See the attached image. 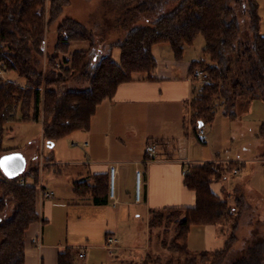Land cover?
Segmentation results:
<instances>
[{"label": "trees", "instance_id": "1", "mask_svg": "<svg viewBox=\"0 0 264 264\" xmlns=\"http://www.w3.org/2000/svg\"><path fill=\"white\" fill-rule=\"evenodd\" d=\"M110 1L127 10L137 0ZM67 2L0 0V70L15 71L26 79L25 84H19L0 77V156L7 151L3 138L8 121L41 120L42 135L49 145L73 131L87 129L97 106L111 99L119 84L132 80L135 73L151 77L157 65L152 48L159 43L169 44L175 57L181 59L185 46L192 45L198 35L204 38V57L192 59L189 66L191 74L200 69L207 75L190 100V121L195 134L200 122L203 125L214 120L220 106L224 115L236 117L253 99L264 101V34L257 0H180L151 23L130 28L122 39L114 42L120 49L119 61L110 53L104 54L90 74L89 49H76L69 60H58L60 53L69 52L74 41L94 43L92 33L82 22L65 17L58 25L55 50L49 55L44 71L40 57L44 53L46 23L53 22ZM138 7L141 8L138 4L132 8ZM244 14L249 18L246 30L242 29ZM85 75L89 80L86 87L69 86L71 80ZM257 137L264 139V121ZM237 166L234 162L191 163L183 174V182L194 192V204L149 210L151 226L163 218L175 221V233L166 248L185 255V264H210V259L217 262L236 240L234 232L245 201L239 195L232 205L211 185L226 171L234 172ZM23 177L32 179V184L22 183ZM37 179V168L8 177L0 165V264H24L26 230L39 217L38 190L33 184ZM73 185L77 194L89 188L94 203L110 200L108 173L94 174L91 181L84 178ZM8 198L13 199V207L5 214ZM231 216L235 218L233 231L212 256L209 250L194 252L189 248L192 225L217 227ZM73 261L70 249L58 255V264ZM261 261L264 264V257ZM144 264L153 262L145 260ZM231 264L254 262L240 257Z\"/></svg>", "mask_w": 264, "mask_h": 264}, {"label": "crops", "instance_id": "2", "mask_svg": "<svg viewBox=\"0 0 264 264\" xmlns=\"http://www.w3.org/2000/svg\"><path fill=\"white\" fill-rule=\"evenodd\" d=\"M169 47L166 43L155 44L152 51L157 65L151 77L146 74L136 76L135 73L132 80L119 84L114 96L97 106L90 126L70 133H74L69 140L70 152L65 155L61 151L57 156V150H54L47 157L43 152L46 160L41 161L38 179L33 183L38 187L36 205L39 217L26 230L24 264H58L59 253L67 249L74 253L73 264L75 258L80 259L78 264H129L131 260L125 258L128 254L124 251L133 249V245L123 242L122 234L128 223L140 216L139 210L148 218L150 209L194 204V192L183 182L182 170L186 165L205 161H247L240 156L230 159L218 156L211 150L215 146L214 139H209L207 134L206 139L199 142L211 141L210 150L195 147L193 150L195 138L190 121V100L195 84L189 69L191 60L179 64L184 56L177 59ZM165 51L168 52L167 59L157 57L156 53ZM262 105L264 108L262 99H253L245 111L234 117L235 120L242 114L240 121L253 119L262 123L264 112L253 116L254 110ZM37 122L42 125L41 120ZM138 137L140 145L135 151L123 153L126 138ZM150 140L162 144L159 155L143 162L145 145ZM85 141L88 143L84 144ZM165 141L171 144L167 146ZM37 142L34 139L25 147L19 145L6 149V153H22L25 158L22 172L28 158L38 154ZM113 147L115 152L111 151ZM247 148L243 145V149ZM260 155L255 160L264 162V152ZM111 165L118 167V201L115 204L111 198L107 203H94L89 188L77 194L73 185L75 181L84 178L91 181L94 174L108 173ZM136 168L143 170L141 202L134 198ZM27 183L32 184V179ZM217 183L214 181L211 185L215 192ZM39 188L51 190L52 194L42 197ZM214 230L215 227L206 226L207 242L213 240ZM108 235H114L118 240L113 252L106 246ZM34 238H38V245L33 242ZM81 249L83 257L79 256Z\"/></svg>", "mask_w": 264, "mask_h": 264}, {"label": "rangeland", "instance_id": "3", "mask_svg": "<svg viewBox=\"0 0 264 264\" xmlns=\"http://www.w3.org/2000/svg\"><path fill=\"white\" fill-rule=\"evenodd\" d=\"M178 1L180 0H161V2L157 0H137L130 6L131 8L126 10L116 6L110 0H68L63 5L60 15L53 22L46 23L43 38L44 53L40 57V67L44 71L47 70L48 57L54 52L59 35L58 25L65 17H72L82 22L92 33L94 43L91 45L87 41H74L68 49L69 52L66 54L60 53L58 60L61 61L64 58L69 60L71 52L76 49H89L90 58L87 70L90 74L94 70L98 58L104 54L110 53L113 59L119 61L120 49L114 42L122 39L130 28L140 24L151 23L156 16L172 8ZM257 1L261 18V33L264 34V0ZM137 4L141 8H132ZM45 8L47 10V3ZM45 13V19H47V11ZM248 19L247 15L244 14L242 17L243 30L247 28ZM204 43L203 36L198 35L192 45L184 47V59H181V63L179 64H182L184 60L203 58ZM166 45L169 46L167 43ZM156 55L161 60L168 58L167 51L160 52V54L156 53ZM2 72L4 74H0V77L12 79L19 84L26 83L25 78L19 76L15 71ZM140 75V73H136V76ZM206 77L205 73L201 76H194L195 88L193 87L192 96L197 93ZM88 81L86 75L78 76L70 81L69 86L74 88L86 87L89 84ZM263 112L264 108L262 105V107H257L254 110L253 116H258L259 114H263ZM240 118L241 120L243 119L242 114L235 120L236 118L223 114V107H218L214 120L211 123L203 124L205 136L207 134L209 139H214L215 146L212 148L211 141H207V143L199 142L196 134L192 133V136L195 138L193 150L194 147L195 149L202 148L205 150H210L211 148L223 159L240 156L247 160L245 163L233 161L238 164L236 168L239 171L236 173L226 171L214 186L216 192L232 205L235 203V197L242 195L245 206L239 215L238 226L234 232L236 240L222 259L217 262H213L210 259V264H231L240 257L251 258L254 264H260L262 262L261 258L264 257V162L255 160L258 157L260 158V154L264 152V139H258L257 137L261 122L253 119L243 122L240 121ZM5 127L3 138V147L5 149L19 145L25 147L34 139L38 141V154L36 153L37 155L28 158L25 172L35 168L38 171L41 161L43 159L46 160L45 157L49 155L48 153L54 150H57V156H59L61 151L65 155L70 152L69 140L70 136L74 133H69L56 139L53 145L50 146L43 138L42 125L35 120H12L8 121ZM139 141L140 137L134 139L126 138V147H123L122 152L125 153L128 150L130 153L134 152L135 147L140 145ZM243 145H246L248 148L243 149ZM114 148L111 151L115 152L116 149ZM116 148L120 149L119 147ZM43 152L45 157L42 156ZM224 162L229 163L231 161ZM23 179L25 181L28 180L25 177ZM35 186L37 187V183ZM12 207L13 199L8 198L5 214H8ZM139 212L140 216L133 218L122 234V241L133 245V249L124 251L128 254L125 258L129 259V261L131 260L128 263L144 264L145 260H149L153 264H185V255L171 252L166 248L175 233V221L163 218L159 219V222L155 220L157 224L151 226L149 222L151 214L148 215V218H145L144 212L141 210ZM234 222L235 218L231 216L228 220L215 227L211 242H207L206 240V226L192 225L188 237L189 248L194 252L204 249L209 250L212 256L214 250L217 248V246L215 248V244L221 247L225 239L232 233ZM79 261L80 259L75 258L74 263L78 264Z\"/></svg>", "mask_w": 264, "mask_h": 264}, {"label": "built area", "instance_id": "4", "mask_svg": "<svg viewBox=\"0 0 264 264\" xmlns=\"http://www.w3.org/2000/svg\"><path fill=\"white\" fill-rule=\"evenodd\" d=\"M2 70H0V73ZM204 72L200 69H196L192 73V77L201 76ZM196 137L198 140L203 141L205 138V130L203 128V125L201 124L197 130ZM88 142L85 141L84 144H87ZM171 143L169 141H165V145L169 146ZM162 145L160 142L156 140H150L145 145V153L146 158L143 160V162H148L153 159H155L159 155V147ZM180 149V147H179ZM137 163V162H136ZM187 171V165L183 168L182 173L184 174ZM234 172H237V169H234ZM109 174V196L112 200V203L115 204L118 201V198L116 196V178L118 175V167L117 165H111L108 171ZM22 183H27L24 179H21ZM144 185V179H143V170L141 168H136L134 173V198L137 202L142 201V187ZM40 195L42 197H49L52 194L51 190H44L42 188H39ZM33 242L35 244H39L38 238H34ZM118 244V240L114 235H108L106 238V246L110 249L111 252H113V249ZM79 256H84V251L81 249L79 251Z\"/></svg>", "mask_w": 264, "mask_h": 264}, {"label": "water", "instance_id": "5", "mask_svg": "<svg viewBox=\"0 0 264 264\" xmlns=\"http://www.w3.org/2000/svg\"><path fill=\"white\" fill-rule=\"evenodd\" d=\"M199 124L201 125L202 122ZM50 146H52V143ZM0 165L6 176L15 177L22 172L25 158L19 151L7 152L0 156Z\"/></svg>", "mask_w": 264, "mask_h": 264}]
</instances>
